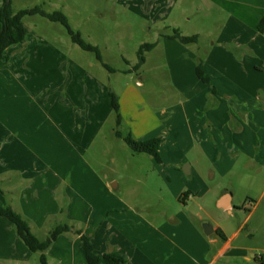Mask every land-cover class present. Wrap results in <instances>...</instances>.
Instances as JSON below:
<instances>
[{
    "label": "rangeland",
    "instance_id": "rangeland-1",
    "mask_svg": "<svg viewBox=\"0 0 264 264\" xmlns=\"http://www.w3.org/2000/svg\"><path fill=\"white\" fill-rule=\"evenodd\" d=\"M235 1L12 0L14 12L37 5L62 10L111 67L74 42L62 23L24 17L25 41L0 61V118L10 121L6 132L0 123V166L16 164L26 178L37 174L34 186L29 178L20 189L22 200L48 188L41 181L48 170L35 167L51 163L57 172L50 175L63 181L61 212L68 216L78 205L83 224L99 223L96 233L104 232L111 199L126 197L144 209L178 214L187 234H194V221L202 229L222 224L228 234L241 228L236 245L264 248V83L248 91L235 66L243 63V72L264 82V34L254 16L259 0ZM238 2L250 4L253 15L242 27L229 20ZM176 29L199 39L182 43L171 37ZM153 42L145 64L135 69L141 45ZM236 51L245 53L237 57ZM200 61L217 87L214 95L196 73ZM111 91L119 96L120 126ZM29 116L39 129L33 138ZM129 134L141 141L159 136L162 162L134 151ZM224 191L233 196L232 212L218 208ZM165 221L163 215L159 222ZM245 254L251 261L226 251L218 262L264 264Z\"/></svg>",
    "mask_w": 264,
    "mask_h": 264
},
{
    "label": "crops",
    "instance_id": "crops-1",
    "mask_svg": "<svg viewBox=\"0 0 264 264\" xmlns=\"http://www.w3.org/2000/svg\"><path fill=\"white\" fill-rule=\"evenodd\" d=\"M213 1L215 2V0ZM230 1L236 2L235 0ZM3 2L4 0H0V9ZM238 3L237 6L232 8L234 12L230 14L231 18L229 20L235 23L233 26L242 27V24L251 22L249 20L252 19L253 15L247 14L250 4L246 2ZM240 5L243 7L238 8ZM225 6L228 9L230 8L229 3H226ZM254 6L256 8L254 16L259 18L257 20L259 29L260 20L264 17V0H259ZM230 46L232 48L235 44L232 43ZM243 53L245 51L241 53L236 51L235 55L241 57L244 55ZM230 56L232 59L234 53H231ZM235 63L236 73L244 74L246 77L245 84L248 85V91L261 88L264 82H260L259 79L245 73L248 71V67L243 63L239 61H235ZM253 69L262 73L259 65H256V68ZM233 82L244 83L238 80ZM209 93L214 95L216 90L215 92L209 91ZM6 117L0 118V123L5 132L10 122ZM27 121L33 122L35 118L29 116ZM17 123H20V121ZM34 125L35 122L29 125L31 127L29 136L32 138L35 131L39 132V129H34ZM18 129L20 136L23 129L20 127ZM19 144L20 142H18ZM7 145V143L4 144L2 148L5 149ZM2 166H0L1 203L5 206L10 205L21 213L29 222L33 233L41 240L47 238L54 226L67 224L72 226L74 230L80 229L84 234L90 235L99 254L112 252L116 249L124 251L128 257L127 264H192L193 260L195 264H219V258L226 251H228V254L242 255L244 260L249 262L251 257L245 254L247 250L251 251L255 260L258 259V261L264 262V254H262L264 248L235 244V241L237 242L240 237L241 228L235 230L232 234H228L222 224H216L213 225L215 234V237H213L208 235L204 229L199 228L200 225L194 221L192 222L193 225L191 224L194 234H187L184 227L188 224L186 221H182L177 216L178 214H169L166 210L144 209L143 205L140 206L139 203L126 197L121 202L119 198L111 199L106 211L108 221L103 224L104 232L96 233L95 230L100 227H98L99 223L96 225L83 224L77 216L78 205L71 206L68 216L61 212L63 181H59L61 176L50 175V172H57L53 164L45 163L42 167H35L36 170L40 171L48 170L47 174H44V177L41 178L42 184L47 185L48 188L44 189L42 193L34 192L28 199L25 198L24 200H22L20 193L29 185H35L36 171H33L32 176L26 178L22 167L16 164L12 166L7 164L4 168ZM43 167H45L44 170ZM29 178L32 181L27 186L26 180ZM113 187H117V184L114 183ZM107 190L112 192L108 187ZM111 194L114 195V193ZM217 204L218 208L232 212L234 207L232 194L229 191L220 193L217 195ZM163 215L167 218V221L160 223L159 220ZM217 230L222 231L226 238L220 236ZM81 243L82 237L75 231L63 233L46 251L48 264H87L85 254L81 249ZM253 250L259 251L261 254H255ZM202 260L205 262L201 263ZM0 264H41V252L31 251L19 237L14 223L2 215H0Z\"/></svg>",
    "mask_w": 264,
    "mask_h": 264
},
{
    "label": "trees",
    "instance_id": "trees-1",
    "mask_svg": "<svg viewBox=\"0 0 264 264\" xmlns=\"http://www.w3.org/2000/svg\"><path fill=\"white\" fill-rule=\"evenodd\" d=\"M40 14L44 17H47L51 21L62 23L68 30L74 42L78 43L84 50L86 51H94L96 52L98 58L103 61L104 65L107 68H111L109 64L104 62V57L101 51V47L98 45H94L90 42H87L81 35L79 31H75L73 27L70 25L68 16L62 10H55L52 12L47 11L42 6L37 5L32 8L21 9L17 12H14L12 9V1L8 2L4 0V3L0 9V19L2 22V30L0 33V61L6 56L7 49L16 44L23 43L28 35V28L24 23V17L27 15H35ZM259 29L262 33H264V17L260 20ZM173 38H178L182 41V43L189 44L195 43L198 41V34L194 35H182L179 29L174 30ZM156 43H145L142 44L140 49L138 50L139 61L135 66V69L140 68L146 62L145 52L154 49L156 47ZM197 75L201 80L208 84L210 87V92H215L217 90L216 86L212 84V80L209 76H207L205 72V66L203 62H199L197 64ZM110 96L112 98L113 108L117 113V122L118 125H121L122 117L120 113V100L119 96L111 91ZM117 134L119 136H123L121 131L118 130ZM125 140L130 145V147L137 152L140 153H148L154 156L158 161L162 162L161 155V147H162V139L158 137H153L148 140L141 141L140 139H136L132 134H129L125 137ZM0 215L7 217L10 219L17 230L19 237L25 242V244L29 247L31 251L41 252V264H48L46 251L50 248V246L55 242V240L65 232L75 231L80 234L82 237L81 249L85 254L87 264H127L128 257L124 253V251L116 249L112 252H106L103 254H99L97 252L93 239L90 235L84 234L80 229H75L67 224H59L50 230L46 239L41 240L38 238L32 231L29 222L24 218V216L17 212L10 205H3L0 201ZM217 232L223 238H226V235L222 233V231L217 230Z\"/></svg>",
    "mask_w": 264,
    "mask_h": 264
},
{
    "label": "water",
    "instance_id": "water-1",
    "mask_svg": "<svg viewBox=\"0 0 264 264\" xmlns=\"http://www.w3.org/2000/svg\"><path fill=\"white\" fill-rule=\"evenodd\" d=\"M8 2H11L12 0H7ZM189 165H187V167L184 168L185 172L189 173ZM204 230L208 235H212L213 237H215L214 235V228L212 224H205L204 226Z\"/></svg>",
    "mask_w": 264,
    "mask_h": 264
}]
</instances>
